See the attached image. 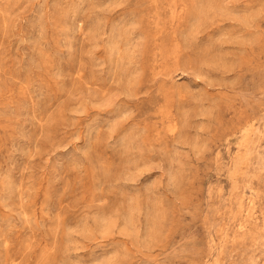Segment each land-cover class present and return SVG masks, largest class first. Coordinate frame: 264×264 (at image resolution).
<instances>
[{"label":"rangeland","instance_id":"1","mask_svg":"<svg viewBox=\"0 0 264 264\" xmlns=\"http://www.w3.org/2000/svg\"><path fill=\"white\" fill-rule=\"evenodd\" d=\"M0 264H264V0H0Z\"/></svg>","mask_w":264,"mask_h":264}]
</instances>
